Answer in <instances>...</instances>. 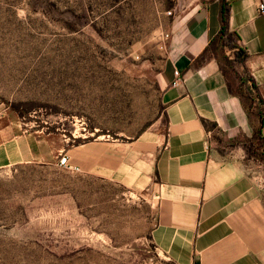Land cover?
Here are the masks:
<instances>
[{
	"label": "rangeland",
	"instance_id": "1",
	"mask_svg": "<svg viewBox=\"0 0 264 264\" xmlns=\"http://www.w3.org/2000/svg\"><path fill=\"white\" fill-rule=\"evenodd\" d=\"M182 3L0 0V111L31 151L0 169V264H176L150 241L149 191L89 173L79 149L162 129Z\"/></svg>",
	"mask_w": 264,
	"mask_h": 264
},
{
	"label": "crops",
	"instance_id": "2",
	"mask_svg": "<svg viewBox=\"0 0 264 264\" xmlns=\"http://www.w3.org/2000/svg\"><path fill=\"white\" fill-rule=\"evenodd\" d=\"M225 1L229 29L248 54L246 66L264 102L260 0ZM182 4L166 33L162 129L131 142L80 146V158L98 178L135 193L149 191L156 201L150 241L170 261L264 264V181L258 178L264 164L245 150L256 130L264 140V117L261 124L229 91L238 83L223 69L230 54L218 39L220 0ZM25 139L0 111V169L31 157Z\"/></svg>",
	"mask_w": 264,
	"mask_h": 264
},
{
	"label": "trees",
	"instance_id": "3",
	"mask_svg": "<svg viewBox=\"0 0 264 264\" xmlns=\"http://www.w3.org/2000/svg\"><path fill=\"white\" fill-rule=\"evenodd\" d=\"M220 30L218 39L229 56L224 58L226 68L230 70L237 79V87L230 93L239 96L247 109L254 112L262 124L264 117V102L260 96L258 86L250 75L246 66L248 54L239 46L238 37L229 29V5L225 0H220ZM264 140L261 137V129L256 130L253 140L245 144L246 153L249 152L255 159L264 164V152L261 151ZM249 149V150H248Z\"/></svg>",
	"mask_w": 264,
	"mask_h": 264
},
{
	"label": "built area",
	"instance_id": "4",
	"mask_svg": "<svg viewBox=\"0 0 264 264\" xmlns=\"http://www.w3.org/2000/svg\"><path fill=\"white\" fill-rule=\"evenodd\" d=\"M258 11H259V13L262 15L263 13H264V5L260 2V4H259V6H258ZM169 14H171V13H169ZM165 38H168V35L167 34H165ZM174 75L176 76V77H178V72H174ZM177 81H178V79L177 80H175V84L177 83ZM158 197H156V199H157Z\"/></svg>",
	"mask_w": 264,
	"mask_h": 264
},
{
	"label": "water",
	"instance_id": "5",
	"mask_svg": "<svg viewBox=\"0 0 264 264\" xmlns=\"http://www.w3.org/2000/svg\"><path fill=\"white\" fill-rule=\"evenodd\" d=\"M193 264H199V258L198 257L194 258Z\"/></svg>",
	"mask_w": 264,
	"mask_h": 264
}]
</instances>
